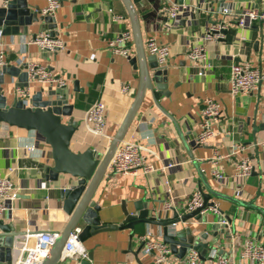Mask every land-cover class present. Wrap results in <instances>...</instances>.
Listing matches in <instances>:
<instances>
[{"label":"crops","instance_id":"obj_1","mask_svg":"<svg viewBox=\"0 0 264 264\" xmlns=\"http://www.w3.org/2000/svg\"><path fill=\"white\" fill-rule=\"evenodd\" d=\"M20 1L26 5L17 4L14 9V21L18 25L12 29L16 27V31L3 34L6 66L18 69L17 76H5L10 82L5 90L7 103L12 105L17 100L16 88L20 86L29 88L28 104L38 95L43 100L66 96L68 103L74 106L73 117L79 124L72 149L82 152L93 148L105 153L110 141L88 132L87 109L94 102L105 103V131L113 137L127 116L140 84L138 62L132 64L131 59L108 49V41L119 30L132 33L124 4L121 0H58L60 7L55 15L54 32L66 47L50 54L32 43L38 32L49 29L48 23L40 19L42 15L37 8L42 10L50 0ZM220 1L187 0L191 15L174 21L163 11L164 0H133L148 59H154L146 47L149 38L168 46L171 52L165 72L161 73L158 66L149 69L152 77L160 72L166 89L156 88L154 82V91H147L125 137L150 149L147 161L156 171L122 176L108 170L94 199L101 206L102 223L119 224L125 219L123 207L135 216L147 207L150 216L173 218L176 213L179 216L187 213L186 201L197 190L203 193L212 190L228 196L212 194L210 202L218 205V212L209 210L202 219L180 222L175 230L170 226L169 231L175 234L190 227L197 237L206 236L203 241L210 247L205 258L238 260L246 240L264 243V147L259 145L264 141V27L252 22L240 28L236 16L253 7L264 8V0ZM8 2L0 0V9ZM222 4H231L235 14H222L219 9ZM23 9L27 10L20 13ZM109 9L123 16L124 21H112ZM221 22L226 25L222 38L204 41L208 28ZM0 28L3 29L1 24ZM132 40L131 58H134L136 47L134 38ZM196 44H203L206 49L208 67L202 75L188 57ZM29 61L64 76L67 87L59 89L39 82L28 83L25 64ZM243 62L259 68L263 80L256 92L233 96L230 69L233 63ZM152 64L157 63L153 60ZM123 85L130 86V92H121ZM208 98L217 101L221 111L219 117L211 121L214 136L199 145L195 139L202 129V109ZM234 143L242 144L243 150L231 154ZM216 155L222 157L219 168L226 177L225 183L212 174L211 159ZM242 159L251 161L253 171L248 178L236 179V164ZM170 164H174L173 167L163 169ZM52 165L50 146L35 131L0 123V174L9 175L18 193L12 212L0 219L21 232L15 237L13 258L7 264H17L24 250L35 244L37 234L48 230L61 234L70 220L64 211L60 190L70 186L74 179L61 176L57 182L47 180V169ZM10 168L14 169L11 173ZM166 203L172 205L170 210L165 209ZM226 219L229 225H223ZM160 230L154 225L137 224L134 229L94 235L84 246L89 253L93 252L91 264H154L151 257L142 254L138 236L152 231L154 238L163 240ZM183 261L173 253L169 257V264H183ZM71 263L75 264L76 260L72 259Z\"/></svg>","mask_w":264,"mask_h":264},{"label":"built area","instance_id":"obj_2","mask_svg":"<svg viewBox=\"0 0 264 264\" xmlns=\"http://www.w3.org/2000/svg\"><path fill=\"white\" fill-rule=\"evenodd\" d=\"M187 0H164L163 11L171 20H177L183 15H191L190 7L185 3ZM60 7L58 0H50L48 5L40 10V14L44 17L50 16L55 18L56 12ZM220 12L225 16L234 15V8L231 4H222ZM112 16V21L120 23L124 21V17L115 14L113 9H109ZM189 17V16H188ZM237 24L240 28H245L252 22H258L264 27V8L253 7L250 10L242 11L236 16ZM226 28L224 23L214 24L208 28L203 40L216 41L222 38V32ZM133 35L129 30H119L114 37L108 41V49L115 55L126 59H131L133 51L132 43ZM244 39V38H242ZM32 43L37 45L41 50L47 53H57L65 49L66 45L62 38L51 29H45L38 32ZM148 52L157 57L158 68L161 73L168 68L170 48L160 44L155 38H149L146 42ZM188 57L197 66L198 74L202 75L208 67L206 49L203 44L193 45L189 51ZM6 49L3 43V29L0 28V67L6 66ZM25 70L28 78V83L39 82L56 86L59 89L67 87V80L64 76L54 74L48 67L34 61H29L25 64ZM263 80L262 72L259 68L252 66L248 62L233 63L230 69V85L231 94L248 95L256 92ZM131 88L128 85L121 87V92L128 93ZM16 94L19 100L26 102L30 97L28 87H17ZM106 105L102 101L94 102L85 113V124L90 134L97 138H107L111 142L112 137L106 135L107 117ZM221 111L220 104L213 99L204 100L202 115L204 121L202 129L197 134L195 142L199 145H204L210 138L214 136V131L211 128V121L219 117ZM259 145L264 147V141ZM243 150L242 144L234 143L231 154H236ZM147 153H151L150 149L141 144L125 140L121 143L116 151L109 170L116 175L122 176H138L140 174H150L156 171V168L147 161ZM221 156L216 155L211 159L212 174L221 183H225L226 177L219 168ZM174 164L165 166L163 169L173 167ZM13 168L9 169V173L13 172ZM253 171V166L250 160L242 159L236 164V179L248 178ZM240 194V191H237ZM18 193L11 181L9 175L0 174V218L5 214L12 212L13 202L17 200ZM186 212L190 213L200 209L203 215L207 211L218 212L219 207L216 203L212 206H205L204 196L201 190L195 191L186 201ZM172 205L166 203L165 209L170 210ZM180 215L179 218H181ZM223 225H229V221L223 220ZM179 223H174L175 228ZM81 227H76L69 235L64 247L62 258L59 264H73L71 260H76L75 264H81L85 260H89V252L80 241ZM59 236L54 231H43L36 236L34 245L27 247L17 264H43L48 256L50 249ZM142 243V254L153 259L154 264H169V257L172 250L161 239L154 238L152 231H147L138 236ZM0 264H7L0 262ZM183 264H264V243H256L253 240H246L242 245L239 259L230 257H210L201 258V255L196 250H190L184 257Z\"/></svg>","mask_w":264,"mask_h":264},{"label":"water","instance_id":"obj_3","mask_svg":"<svg viewBox=\"0 0 264 264\" xmlns=\"http://www.w3.org/2000/svg\"><path fill=\"white\" fill-rule=\"evenodd\" d=\"M121 1L130 18L136 47V57L131 58V62L132 64L138 62L141 75L134 102L116 134L112 137L105 153L101 154L93 148H88L82 152H75L72 149V139L78 130L79 124L73 117L74 106L68 103L66 96L57 97L55 100H43L38 95L29 102L30 105L17 98L12 105H9L5 97V90L10 82L7 81L5 76H17L18 69L16 67H0V123L13 128L35 131L50 146L53 165L47 169V180L57 182L61 176H69L74 179L70 186L60 190L63 208L70 216V220L65 230L54 241L43 264H59L67 239L78 226L82 229L79 239L83 244L92 236L102 232L134 229L137 224H149L161 229L164 243L169 245L172 253L180 259H184L190 250L198 251L201 258L204 259L210 247L208 242L203 241L206 240L205 234L197 237L192 234V228L190 227L178 230L175 234H171L169 231L170 226L174 223L187 222L193 218L202 219L203 215L200 213V209L186 213L181 218L177 213L173 218H159L158 216H150V210L147 207L141 209L137 216L131 215L123 207L125 219L119 224L102 223L99 216L101 206L95 201L94 197L109 170L116 151L124 141L147 91L153 92L155 86L158 89H166V84L164 85L159 77L160 72L153 77L150 74L149 69L158 66L157 57L153 56L154 59H148L146 56L140 20L133 0ZM224 1L221 0L220 2L223 3ZM17 4L26 5L20 0H11L6 7L0 9V24L5 35L16 31V27L12 29V26L18 25L14 21L16 18L14 9ZM26 10L23 9L20 13H24ZM37 11L40 13L38 8ZM40 19L47 22L48 28L51 30L57 27L56 19L53 17L41 16ZM153 60L157 63L155 66L152 64ZM25 76L28 82L27 74ZM154 82L157 85L154 86ZM212 194L228 198V196L210 190V193H203L205 206L213 205L210 202ZM229 199L239 203L235 198ZM20 233L15 230L14 225L6 224L4 219H0V262L12 260L15 237L21 235ZM92 259L93 252H90L89 260H85L81 264H91L90 260Z\"/></svg>","mask_w":264,"mask_h":264}]
</instances>
